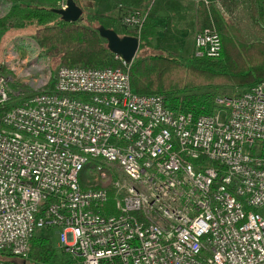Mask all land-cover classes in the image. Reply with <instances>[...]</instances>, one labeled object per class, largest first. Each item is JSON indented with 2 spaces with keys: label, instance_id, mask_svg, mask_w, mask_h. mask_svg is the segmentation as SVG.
I'll return each instance as SVG.
<instances>
[{
  "label": "built area",
  "instance_id": "built-area-1",
  "mask_svg": "<svg viewBox=\"0 0 264 264\" xmlns=\"http://www.w3.org/2000/svg\"><path fill=\"white\" fill-rule=\"evenodd\" d=\"M151 9L122 15L138 39ZM21 44L0 61V252L26 264L45 229L57 264H264V79L196 117L133 91L118 56L124 68L50 73L39 47L20 59ZM221 52L214 27L195 33L194 55ZM89 160L102 179L119 168L113 196L81 187Z\"/></svg>",
  "mask_w": 264,
  "mask_h": 264
},
{
  "label": "trees",
  "instance_id": "trees-1",
  "mask_svg": "<svg viewBox=\"0 0 264 264\" xmlns=\"http://www.w3.org/2000/svg\"><path fill=\"white\" fill-rule=\"evenodd\" d=\"M7 1L15 2L7 15L14 19L13 26L32 27V39L42 54L51 59V64L125 67L122 60L109 51L97 28L81 23L82 15L76 22L61 19L54 9L61 8L65 0ZM193 1L196 2V29L214 27L220 35V57H198L192 53L189 58L182 59L175 52H160V47L153 45L158 29L150 14L140 32L139 48L130 63L129 76L131 88L136 93L163 95L167 108L175 112H191L197 117L218 108L215 102L218 95L241 92L264 79V7L261 0ZM75 2L79 5L77 0ZM150 3L153 9L156 0H148L146 5ZM105 18L108 17L103 14L95 15L91 22L97 21L111 28L102 23ZM111 20L118 25L121 35L137 36L135 29L122 22V15ZM223 88H230L231 92H221ZM12 106L13 102H10L6 109ZM96 165V160L84 164L78 177L80 183ZM51 234H33L28 252L33 262L57 264L52 261L57 248ZM9 257V254L0 252L4 263H13V258Z\"/></svg>",
  "mask_w": 264,
  "mask_h": 264
},
{
  "label": "rangeland",
  "instance_id": "rangeland-1",
  "mask_svg": "<svg viewBox=\"0 0 264 264\" xmlns=\"http://www.w3.org/2000/svg\"><path fill=\"white\" fill-rule=\"evenodd\" d=\"M30 2V0H28ZM79 3V6L82 8V19L81 23L85 26H90L93 28H98L100 26L97 21L91 22L94 20L95 15L103 14V12H108L111 10V7H105L103 8L102 5L99 4V0H77ZM107 1V0H104ZM145 0H132L130 2H126L127 4L119 5L115 3L114 10H112L114 13H111V15H106V17L102 20V23L105 26H109L112 29H114L118 34L121 35V32L118 28L117 24H114L112 22V17H118L119 15H123L126 9L134 8V7H143ZM154 0H152L153 2ZM163 0H157L156 5L153 8L151 12V16L153 17L155 24L157 26V37L153 40V45H157L160 47L162 53L164 54H170L175 52L180 58L186 59L189 58V56L192 55L193 49H192V43L193 38L196 32H199L200 30H197L194 28V11L193 8L196 6V2L191 1H185L181 3L178 0L177 2H169L171 7L169 9L164 10L163 7L159 6V3L161 4ZM185 3V16L186 10L190 8V15L191 19L186 22V17L181 15V9L183 8V5ZM15 4V2H9L7 0H0V61L5 59L7 47L9 46L10 42L14 40H20L22 39V44L19 48L18 56L20 59H23L25 57H28L30 53L33 50H38V45L35 43L34 45L25 43L24 40H31V33H32V27L28 26L25 28H19L16 26H13L14 19H9L7 17L8 13L11 10V7ZM178 8V12L174 10L173 8ZM122 9V10H121ZM104 15V14H103ZM193 17V18H192ZM182 22H185L184 24ZM131 28V27H130ZM21 42V41H20ZM40 55L38 57V60L40 56L42 55V51L39 47ZM148 51V50H147ZM138 52V51H137ZM137 54V53H136ZM44 55V54H43ZM46 56V55H45ZM42 61V60H39ZM44 62L48 63L49 65V71L50 73H55L57 68L60 65H57L56 63L51 64V59L48 57L47 59H44ZM13 83L14 81L20 83L22 80L20 78L16 79L15 75H13ZM23 83V82H22ZM16 85V84H15ZM24 86V84H22ZM31 88L30 86L24 87V89ZM235 90H240L236 88ZM221 92L229 93L231 92L230 88H223L221 89ZM220 96V95H218ZM23 98V96H19L15 98V102L20 101ZM108 179H102L98 173L93 170L90 172L88 177H85L84 181L80 183L82 188H96V187H107L109 188V193L113 196L116 192L112 188L115 181L123 180V176L119 170V168L113 166L109 169L107 173ZM39 233H45V234H51L54 232V230L51 232L50 230L41 229L37 231ZM53 235V239L55 240V245L57 248V254L53 257L52 261L53 263H58L60 261V249L57 247V235ZM13 262L15 264H21L22 260L18 258H13ZM34 263L33 260L29 257L26 259V264H32Z\"/></svg>",
  "mask_w": 264,
  "mask_h": 264
},
{
  "label": "water",
  "instance_id": "water-1",
  "mask_svg": "<svg viewBox=\"0 0 264 264\" xmlns=\"http://www.w3.org/2000/svg\"><path fill=\"white\" fill-rule=\"evenodd\" d=\"M61 16V19L67 22H76L82 15V8L75 0H65L64 8L54 9ZM99 35L107 42L110 52L121 58L124 62L130 63L139 48V39L131 35H119L114 29L100 25L98 28ZM40 264V263H32Z\"/></svg>",
  "mask_w": 264,
  "mask_h": 264
},
{
  "label": "crops",
  "instance_id": "crops-1",
  "mask_svg": "<svg viewBox=\"0 0 264 264\" xmlns=\"http://www.w3.org/2000/svg\"><path fill=\"white\" fill-rule=\"evenodd\" d=\"M130 1H132V0H107V1H104V0H99V4L100 5H102L103 6V8H105L106 6L108 7H111V10L110 11H108V12H103V14L104 15H111V13H114L112 10H114V5H115V3L116 4H118V6L119 5H122V4H127L126 2H130ZM148 0H145L144 1V6L146 5V2H147ZM157 1V0H156ZM181 3H183V2H185V1H191V0H179ZM169 2H177L178 3V0H163L162 2H161V4L159 3V6L160 7H163L164 8V10H166L167 11V9H169V7H171L170 6V4H168ZM122 3V4H121ZM184 7H185V3H184V5H183V8L181 9V15L182 16H185V9H184ZM174 10H176L177 12H178V8H173ZM152 10L153 9H151V12H152ZM190 8H188L187 10H186V14H187V16H185L186 17V22L188 21V20H190L191 19V15H190ZM193 11H194V13H195V6H194V8H193ZM151 12H150V14H151ZM112 18L114 17V16H111ZM193 18V17H192ZM193 21H194V28H196V13L194 14V18H193ZM183 24L185 23V22H182ZM192 49H193V43H192Z\"/></svg>",
  "mask_w": 264,
  "mask_h": 264
}]
</instances>
